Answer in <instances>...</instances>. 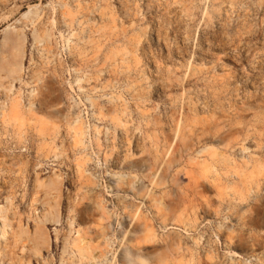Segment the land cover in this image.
<instances>
[{"label": "rangeland", "instance_id": "rangeland-1", "mask_svg": "<svg viewBox=\"0 0 264 264\" xmlns=\"http://www.w3.org/2000/svg\"><path fill=\"white\" fill-rule=\"evenodd\" d=\"M8 25L26 34L0 115L15 228L56 204L36 173L63 177L50 247L10 235L9 264H264V0H0V53Z\"/></svg>", "mask_w": 264, "mask_h": 264}, {"label": "bare ground", "instance_id": "bare-ground-1", "mask_svg": "<svg viewBox=\"0 0 264 264\" xmlns=\"http://www.w3.org/2000/svg\"><path fill=\"white\" fill-rule=\"evenodd\" d=\"M64 5V2H60L61 7H64ZM31 6L32 7L29 6L30 9L22 14V17L25 19L30 18L32 20H35L37 17H39V10L37 9V6ZM53 22H55L54 19ZM52 29H47L46 32L42 34L36 27L33 33V39L35 43H40L47 39L50 40L53 37ZM25 43L26 34L24 33V30L18 29L11 25H8L4 28L3 37L1 39L2 51L0 53V90H5L9 94L11 93V95H14H9V97H7L6 99L7 101H4L2 106V110L5 109V111H8L9 114H14L15 112H17L19 107V100L14 91L16 90V82L22 81V74L26 68V65L24 63L25 49L23 50L21 48ZM4 53H6V56H3ZM4 73H7L8 75H4ZM5 81H10L9 88H7V86L5 85ZM0 115H2V113H0ZM106 129L107 134L110 128L108 127ZM84 132L88 134L89 129L87 128ZM60 156L62 155L56 153L55 158H58ZM35 183L37 186H40L42 188L44 187V189L46 190V196L49 194V192H57V195L54 196L56 197L54 198L56 204L51 205L49 210L36 217L34 228H30L27 225L25 226L21 222L19 223L17 228L14 227L13 220L9 217V211L13 205L11 198L8 197L6 203L0 205V221L2 222L0 226V264H9V257L7 252L10 242V235L14 240L12 242H15L16 244L21 238L25 237L29 242L33 244V249H31V251L33 252V256H42L43 250L49 248L52 241L47 223L53 221L60 225L62 221L60 199L62 197L63 177L61 176V174L56 170L52 174L45 177L39 176V174L36 173ZM69 225L72 229L74 227V221H71ZM65 243L67 244L68 241H66ZM30 258L28 261L26 260L27 264H31L32 258ZM244 261L246 263L250 262L249 259H244Z\"/></svg>", "mask_w": 264, "mask_h": 264}, {"label": "built area", "instance_id": "built-area-1", "mask_svg": "<svg viewBox=\"0 0 264 264\" xmlns=\"http://www.w3.org/2000/svg\"><path fill=\"white\" fill-rule=\"evenodd\" d=\"M2 106L3 104L0 103V113H2Z\"/></svg>", "mask_w": 264, "mask_h": 264}]
</instances>
